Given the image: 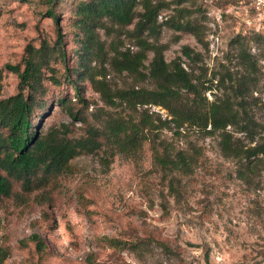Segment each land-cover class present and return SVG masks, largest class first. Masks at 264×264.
Returning a JSON list of instances; mask_svg holds the SVG:
<instances>
[{
	"label": "rangeland",
	"instance_id": "374dc122",
	"mask_svg": "<svg viewBox=\"0 0 264 264\" xmlns=\"http://www.w3.org/2000/svg\"><path fill=\"white\" fill-rule=\"evenodd\" d=\"M70 1H61V14L55 8L58 23L54 15L46 13L41 0H0V97L18 88L19 77L7 63L23 68L30 49L42 40L54 44L61 30L67 55L64 60L55 55L44 68L46 105L39 128L45 132L65 122L72 128L71 135H79L84 125L69 116L59 97L70 98L79 107L75 89L79 86L88 100L83 111L96 125L107 112L114 113L118 108L105 104L87 79L76 81L77 75L73 79L69 76L72 48L77 45ZM160 1L167 5L160 10L159 21L175 17L176 8L184 6V18L199 30L197 38L191 32L162 25L156 39L164 44L167 60L179 56L195 75L218 78L246 71L239 56L242 47L252 54L256 63L246 104L258 124L256 138L264 136V22L257 23V16L245 2ZM98 31L107 44L111 35L105 28ZM122 38L124 47L135 48L131 39ZM184 44L200 52L196 61L181 53ZM52 76L59 82H53ZM107 78L118 85L138 83L126 72L110 71ZM141 84L151 86L152 82L147 79ZM216 92L220 93L217 89L206 93L212 98ZM149 108L159 111L162 118L167 116L160 105ZM235 135L248 142L243 134ZM147 138L136 149H114L110 153L102 145L93 152L76 155L70 173L33 190L24 203L12 196H0V247L9 251L4 264L36 261L34 243L27 239L32 233H38L49 250L44 264H264V156L256 160L253 171L242 176L243 161L223 154L216 133L187 127L181 135H175L164 126L148 133ZM163 140L200 149L190 173L169 174L158 167L152 146ZM102 235L128 243L120 248L110 246Z\"/></svg>",
	"mask_w": 264,
	"mask_h": 264
},
{
	"label": "trees",
	"instance_id": "16d2710c",
	"mask_svg": "<svg viewBox=\"0 0 264 264\" xmlns=\"http://www.w3.org/2000/svg\"><path fill=\"white\" fill-rule=\"evenodd\" d=\"M41 1L46 13L54 15L59 23L58 12H63L60 7L63 0ZM166 5L160 0L70 1V19L77 45L72 48L69 76L73 79L77 75L76 81L87 79L105 104L118 108L114 113L107 112L101 124L96 125L83 111L88 100L79 86H75L76 101L81 103L79 107H75L70 98L59 97L58 101L69 116L84 125L79 135H71L72 128L65 122L54 124L45 132L39 128L46 105L44 68L55 55L63 60L67 55L61 43V30L54 44L42 40L38 47H32L24 56L23 68L7 63V67L17 73L19 81L15 93L0 97V196H12L24 203L33 190L46 186L60 174L70 173L71 160L76 155L93 152L102 145H106L110 153L114 149H136L148 139V133L164 126L175 135H181L187 127L216 133L223 154L243 161L242 176L254 170L256 160L264 156V136L256 138L258 124L246 104L250 74L256 60L242 47L239 56L246 71L218 78L195 75L179 56L167 60L164 44L156 39L162 25L191 32L197 38L199 30L189 18H184V6L176 8L175 17L159 21L160 10ZM129 24L133 26L127 28ZM99 28H105L111 35L107 44L100 37ZM122 35L131 39L135 48L124 47ZM149 52H152L151 57ZM181 53L190 61H196L200 55L187 44L182 46ZM110 71L126 72L138 83L115 84L107 78ZM51 79L59 82L53 76ZM147 79L152 82L151 86L141 84ZM212 89L220 93L209 98L206 92ZM152 104L165 108L167 116L162 118L159 111L150 110ZM237 132L248 142L236 136ZM152 150L154 162L169 174L190 173L201 154L197 146L178 147L164 140L161 144H153ZM162 207L167 212L165 202ZM27 239L33 241L37 255L33 264H44L49 253L44 239L38 233H32ZM101 239L117 248L128 243L115 236L102 235ZM158 243L162 242L158 240ZM8 253L7 248L0 247V264H4Z\"/></svg>",
	"mask_w": 264,
	"mask_h": 264
},
{
	"label": "built area",
	"instance_id": "2783aa9c",
	"mask_svg": "<svg viewBox=\"0 0 264 264\" xmlns=\"http://www.w3.org/2000/svg\"><path fill=\"white\" fill-rule=\"evenodd\" d=\"M235 2H245L258 18L259 24L264 22V0H234Z\"/></svg>",
	"mask_w": 264,
	"mask_h": 264
}]
</instances>
